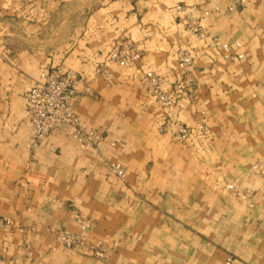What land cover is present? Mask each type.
Returning a JSON list of instances; mask_svg holds the SVG:
<instances>
[{
	"label": "crops",
	"instance_id": "1",
	"mask_svg": "<svg viewBox=\"0 0 264 264\" xmlns=\"http://www.w3.org/2000/svg\"><path fill=\"white\" fill-rule=\"evenodd\" d=\"M70 1L0 0V218L10 220L0 229V264H264V0L233 12L228 0H103L50 46L42 32ZM206 1L219 11L198 13L201 26L222 44L238 42L242 60H224L209 38L186 31L187 13L175 7ZM4 22L24 32H6ZM124 36L141 44V69L168 93L179 79L177 53L187 50L192 94L163 109L139 89L137 70L113 65L110 86L93 80L89 65ZM49 70H73L88 84L89 96L70 106L105 136L99 152L60 133L27 150V94ZM170 122L190 130L185 142L173 140ZM109 161L123 166L124 180L107 175ZM232 184L250 195L238 197ZM77 216L91 222L87 241L108 247L105 259L48 248L50 227L80 236Z\"/></svg>",
	"mask_w": 264,
	"mask_h": 264
},
{
	"label": "built area",
	"instance_id": "2",
	"mask_svg": "<svg viewBox=\"0 0 264 264\" xmlns=\"http://www.w3.org/2000/svg\"><path fill=\"white\" fill-rule=\"evenodd\" d=\"M230 5L229 12L244 7L249 0H228ZM177 13L186 12L185 29L198 40L209 38L212 48H220L223 52V59L230 62H238L244 58L242 53H233V50H239L240 44H222L218 38L210 35L207 30L201 26V18L196 16L202 13L203 17H208L214 12H218V7H211L209 2L197 7L176 6ZM139 44L132 42L128 38L117 40L110 48L105 60L101 63L93 62L91 71L95 78H101L107 85L113 81L111 67L116 65L124 69L140 70L139 87L146 91L155 102L162 108L167 109L172 106L174 99L181 96H190L195 86V80L192 74L193 58L186 50H179L177 53L178 68L180 77L173 87L172 94L161 90L162 78L153 72L141 69L140 63L142 52ZM84 81L74 72L64 74L55 71L43 72L39 81L29 90L27 94V121L31 126V136L26 145L30 153H34L50 133H60L71 137L79 148L89 149L95 153L100 151L101 146L105 143V136L101 133L88 130L76 116L70 106V102H77L82 97L89 95V89L84 88L81 92L77 90V85ZM167 128L175 142L182 143L189 138L190 130L179 123H168ZM198 131L205 137L211 136L210 130L205 124L198 125ZM109 146H115L110 142ZM256 174L261 175V167L254 166ZM106 172L109 176L124 180L125 171L123 166L118 162H107ZM229 191L235 193L238 197L244 199L250 195L246 189H241L232 184L226 187ZM9 220L0 219V228L9 225ZM76 223L81 236L62 231L51 229L53 233L52 241L48 246L62 247L68 250L79 249L93 259H105L108 247L100 243L91 244L87 241L85 234L88 233L91 223L80 217H76ZM121 242L112 245L111 249H117ZM231 260H227L230 264ZM24 264V263H22Z\"/></svg>",
	"mask_w": 264,
	"mask_h": 264
},
{
	"label": "rangeland",
	"instance_id": "3",
	"mask_svg": "<svg viewBox=\"0 0 264 264\" xmlns=\"http://www.w3.org/2000/svg\"><path fill=\"white\" fill-rule=\"evenodd\" d=\"M103 0H72V1H70V3H68L65 7H64V9H62V11H58V12H56V13H54V15H53V17H52V19H51V22H50V24H49V26H48V28L46 29L47 31V35L46 34H44V32H45V30H43V32H42V40H44V38H45V36H46V41H47V44H49L50 46H54V45H58L59 43H61L62 41H65V40H67V37H68V34H69V32H72L75 28H76V25L77 24H80L81 23V21H82V19L87 15V13L89 12V11H91L92 9H94L95 7H97V6H99L100 5V3L102 2ZM63 18V20H61L60 18L61 17ZM4 24V26H5V30H6V32H24V29L22 28V27H15L14 26V24L13 23H11V22H4L3 23ZM3 25L0 23V28L2 27ZM19 28V29H18ZM49 32H52V34H51V36H49ZM16 37H14V39H15ZM122 38H128V39H130L132 42H134L130 37H121V38H118V39H116L114 42H113V44L117 41V40H120V39H122ZM40 37H39V40H38V43L40 42ZM43 42V41H42ZM41 43V42H40ZM134 43H136V44H139V48H140V50H141V52H142V58H141V61H142V59H143V50H142V48H141V44L140 43H137V42H134ZM113 44H112V46H113ZM112 46H111V48H112ZM187 51V50H186ZM109 52V51H108ZM108 52L106 53V55H105V57H104V59H103V61L105 60V58H106V56H107V54H108ZM102 61V62H103ZM95 62V61H94ZM93 63V62H92ZM91 63V64H92ZM91 64L89 65L90 66V72H91V74H92V76H93V80H98V79H101V78H95L94 77V74H93V72L91 71ZM140 67H142L141 66V63H140ZM134 70H136V69H134ZM49 71H52V70H49ZM69 71H71V72H74V73H76L78 76H79V78L80 79H82L81 78V76H80V74L79 73H77V72H75V71H73V70H69ZM69 71H67V72H69ZM138 72H139V76H138V87H139V77H140V70H137ZM56 72V71H55ZM145 72V71H144ZM57 73H60V72H57ZM66 73V72H65ZM60 74H64V73H60ZM155 75H157V74H155ZM113 76V75H112ZM158 76V75H157ZM160 77V76H159ZM179 77H180V72H179ZM102 80V79H101ZM179 80V79H178ZM84 81V80H83ZM103 81V80H102ZM104 82V81H103ZM105 83V82H104ZM112 83H113V81H112ZM111 83V84H112ZM106 84V83H105ZM111 84H108L109 86L111 85ZM79 85V84H78ZM77 85V86H78ZM81 85H82V90L84 89V88H88L89 89V87H88V84H86V82L84 81L83 83H81ZM107 85V84H106ZM139 89L141 90V91H143L140 87H139ZM78 90V89H77ZM81 90V91H82ZM161 90H163L162 88H161ZM79 91V90H78ZM81 91H79V92H81ZM164 92H166V93H168L167 91H165V90H163ZM89 92H90V89H89ZM144 93H146V91H143ZM172 92H173V90H172ZM172 92H169L168 94H170V93H172ZM147 94V93H146ZM148 96H150L149 94H147ZM89 96V95H88ZM84 97H86V96H84ZM151 97V96H150ZM152 98V97H151ZM153 99V98H152ZM154 100V99H153ZM154 102H155V100H154ZM156 103V102H155ZM157 104V103H156ZM158 105V104H157ZM159 106V105H158ZM160 107V106H159ZM162 108V107H161ZM170 108V107H169ZM164 109V108H163ZM168 109V108H167ZM74 111V110H73ZM170 123H174V122H170ZM175 123H178V122H175ZM207 127V126H206ZM208 128V127H207ZM209 129V128H208ZM110 162V161H109ZM107 173V172H106ZM108 175V174H107ZM109 176V175H108ZM28 185H30V184H26V185H21V188H25L26 186H28ZM27 192H29L28 190H27ZM26 201L28 202V203H30V196H26ZM78 217H80V216H78ZM81 218V217H80ZM0 219H3V218H0ZM3 220H8V219H3ZM85 220H87V219H85ZM89 221V220H88ZM9 222H10V220H9ZM75 223H76V218H75ZM91 223V222H90ZM9 225H10V223H9ZM9 225H7V226H9ZM76 225H77V223H76ZM4 227H6V226H4ZM4 227H1L0 229H2V228H4ZM77 228H78V226H77ZM36 226H31V227H25V228H22L21 230H20V233H22V234H25L26 232H35L36 231ZM51 229H59V230H62V231H65V230H63V229H61V228H59V227H50L49 229H48V232H49V239H50V243H51V241H52V236H53V233L51 232ZM79 230V229H78ZM68 232V231H67ZM80 232V231H79ZM70 233V232H69ZM73 234V233H72ZM76 235V234H75ZM87 234H85V236H86ZM80 236H81V233H80ZM50 243H49V245H50ZM48 245V246H49ZM25 248L26 249H28V245H25ZM49 248V247H48ZM57 247H54V249H56ZM62 248V247H61ZM50 249V248H49ZM54 249H50V250H54ZM85 256H87L86 255V253L84 254ZM88 257V256H87ZM90 258V257H89ZM228 260H231V262H232V259L231 258H229ZM16 264H19V263H16ZM226 264H227V261H226Z\"/></svg>",
	"mask_w": 264,
	"mask_h": 264
}]
</instances>
